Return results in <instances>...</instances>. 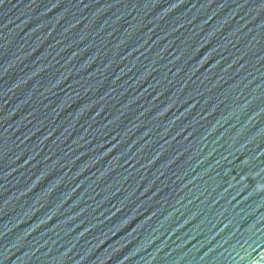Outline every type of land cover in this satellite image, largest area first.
I'll use <instances>...</instances> for the list:
<instances>
[{
  "label": "water",
  "instance_id": "1",
  "mask_svg": "<svg viewBox=\"0 0 264 264\" xmlns=\"http://www.w3.org/2000/svg\"><path fill=\"white\" fill-rule=\"evenodd\" d=\"M0 264H264V0H0Z\"/></svg>",
  "mask_w": 264,
  "mask_h": 264
}]
</instances>
